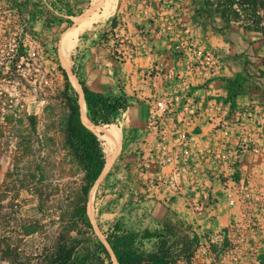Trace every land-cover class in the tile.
<instances>
[{
  "label": "rangeland",
  "instance_id": "374dc122",
  "mask_svg": "<svg viewBox=\"0 0 264 264\" xmlns=\"http://www.w3.org/2000/svg\"><path fill=\"white\" fill-rule=\"evenodd\" d=\"M201 2L14 0L12 3L0 0V197L2 205L8 207L0 212V228L15 229L21 219L40 218L47 224L45 234L22 239L19 246L20 252L25 254L22 264L29 262L26 256H41L53 244L56 225L48 222L56 216L49 218L38 214L36 200L29 192L6 191L1 184L5 172L17 165V172H11L13 181H28L33 176L53 185L77 188L82 184L83 170L66 144L68 110L64 77L58 69L62 67V41L59 43V40L63 33L62 38L70 29L76 30L77 20L82 27L77 31L69 54V69L62 68L79 95V101L82 93L73 84V80L79 83L72 67L89 87L126 101L125 108L110 124L112 126H99H110L103 131L109 132L115 149L109 169L104 167L89 192L86 207L92 223V240L106 245L105 237L117 222L126 230L159 231L160 223L169 216L183 223L191 239L193 233L197 235L194 251L175 260L174 264H264V125L262 137L253 135V128L264 123V83L257 79L251 66L261 67L264 40L259 34L245 31L241 23H232L225 29L218 14L210 20H198L194 11ZM261 12L264 17V0ZM163 22L171 31L166 35L167 39L172 38L170 47L180 42L181 33L184 34L180 27L184 25L199 52L211 56L210 64L219 63L220 66L224 63L228 68L238 69L227 73L228 81L238 79L235 89L238 95L235 98L226 95L228 106L222 105V112L238 114V122L245 121L252 139L258 142L257 154L251 149L240 151L235 165L228 156L226 166L218 171L215 180L211 178L202 183L205 188L201 189L215 200V204L202 213L189 206V203L204 201L201 189L191 193L190 184L182 182L184 192L188 191L191 198L187 201L172 197L173 185L166 183V187H157L154 179H150L156 171L149 169L144 176L138 158L142 154L149 157L155 145V134L138 93L142 80L139 70L143 69L140 67L146 70L151 59L145 50L138 54L137 49L145 43L144 39L148 43H158L160 38L162 41L163 33L154 39L149 35L162 31ZM232 36L236 38L234 42L230 39ZM233 46L237 48L235 51L231 50ZM252 81L259 89L251 84ZM226 86H229L227 82ZM243 112H251V119L242 116ZM29 116L35 118L34 128ZM102 133L97 135L104 153V147L112 145H104L105 141L100 138ZM240 136L248 139L242 131ZM238 142L246 144V141ZM19 148L24 150L20 157L15 156ZM169 170L170 166H162L161 174L167 177ZM57 197H60L58 191L52 190L51 200ZM230 200L232 204H228ZM172 202L176 205L170 207ZM52 210L50 213L54 214ZM155 244V240L145 241L143 249L151 251ZM179 248L175 246L176 250ZM0 261L15 264L7 259L0 258Z\"/></svg>",
  "mask_w": 264,
  "mask_h": 264
},
{
  "label": "trees",
  "instance_id": "16d2710c",
  "mask_svg": "<svg viewBox=\"0 0 264 264\" xmlns=\"http://www.w3.org/2000/svg\"><path fill=\"white\" fill-rule=\"evenodd\" d=\"M10 1L14 3V0ZM262 6L263 0H202L194 11V17L206 21L218 14L225 29H228L232 23H241L245 31L257 33L264 40ZM251 66L257 73V79L264 83V59L261 67L253 64ZM58 69L64 77V99L68 110L66 144L71 156L83 170L82 184L77 188L66 184L53 185L41 178L36 180L33 176L28 181H13L11 172H17L19 167L17 165H12L5 172L1 184L6 191L18 194L19 191L25 190L35 198V210L38 214L49 218L53 215L56 216L55 219H50L48 222L50 225H56L55 241L45 249L44 253H41V256L35 258H32V255L26 256V261L29 260V262L25 263L114 264L116 261L117 264H174L175 260L192 253L197 235L193 233L191 239L186 234L183 223L169 216L162 220L159 231L126 230L121 223L117 222L105 237L106 245L92 240V223L87 213V200L90 190L104 170L106 159L99 136L87 128L82 121L79 95L71 86L67 72L61 66ZM72 73L78 79V85H80L87 106V118L93 127L100 130L112 126L110 124L118 112L125 108L126 101L120 97L106 96L89 89L80 79L74 67H72ZM227 83L229 84L228 98H235L238 95L235 93L238 79L229 80ZM251 84L259 89L255 81H252ZM28 119L34 128V116H29ZM102 125L110 126L99 127ZM23 153L24 150L19 148L15 156L20 157ZM52 190L58 191L60 196L57 197L58 200L56 198L51 200ZM51 206L52 208H50ZM7 208L2 205L1 196L0 212ZM51 210L54 211V214L50 213ZM41 221L40 218L21 219V224L15 229L0 228V246H3V250H0V258L7 259L10 263L22 264L25 261L22 260L25 254L19 250L22 239L45 234L44 228L47 224H43ZM151 240L156 241L153 249L151 251L144 250L143 243ZM176 245L180 246L178 250L175 249Z\"/></svg>",
  "mask_w": 264,
  "mask_h": 264
},
{
  "label": "built area",
  "instance_id": "2783aa9c",
  "mask_svg": "<svg viewBox=\"0 0 264 264\" xmlns=\"http://www.w3.org/2000/svg\"><path fill=\"white\" fill-rule=\"evenodd\" d=\"M184 27V25L180 27L184 31V34L181 33L180 42L173 43L169 49L180 59L179 66L192 68L198 73H208L207 71L211 70L216 72L219 63L210 64L211 56L208 53L199 52L193 44V39L188 35L187 28ZM143 52L144 48L138 47L137 53ZM183 59L186 60L185 64ZM160 74L159 69L148 67L142 73L138 88L141 100L147 108L150 126L155 134V145L150 150L149 157L146 158L142 154L138 158L141 159L144 176L149 169L156 171L154 178L150 179H154L158 184L157 187H166V183H170L175 191L172 197L188 201L191 194H188V191L182 193L180 183L188 182L191 193L200 190L203 182L218 176V171L226 166L225 160L228 156L232 160L231 164L235 165L238 161V152L251 149L253 154H257L258 142L252 139L245 121L241 119L243 122H238V114L231 115L228 112L224 114L222 105H217L216 102L209 104L210 107H214L213 111H204L201 101L192 99L189 92L183 95L187 91L173 87L177 85L179 74H170L167 82L159 80ZM244 115L247 120L252 117L251 112L247 114L243 112L242 116ZM263 125V122L258 123L257 127L253 128L254 136L262 137ZM196 128H199L198 133ZM204 131H206L205 134ZM240 131L244 132L245 136L248 135L247 140L240 136ZM201 137H210L211 142L198 149L197 141ZM238 140H242L243 143L246 141V144H239ZM148 158L149 162L146 160ZM165 165L170 166L167 177L161 174V168ZM240 186L243 188L242 184ZM205 192L202 190L203 202H195L193 205L189 203L191 210L202 213L204 209L215 204L212 196ZM232 203V200L228 202V204Z\"/></svg>",
  "mask_w": 264,
  "mask_h": 264
},
{
  "label": "crops",
  "instance_id": "0c3cea01",
  "mask_svg": "<svg viewBox=\"0 0 264 264\" xmlns=\"http://www.w3.org/2000/svg\"><path fill=\"white\" fill-rule=\"evenodd\" d=\"M95 1L96 3L99 2V0H95ZM78 21L79 20L76 21V29H80L82 27V24H78L79 23ZM166 22L161 23V25H163L162 26L163 28H161L162 31L159 30L157 33H155L157 35H155L154 33L149 35V38L154 39V37H158L163 33L164 37H162V41L160 40L161 39L160 37L158 43H154V42L148 43L147 40L144 39L145 43H143L142 45L145 52L150 55V59H151V62L149 64L150 67H155L161 71V74L159 75V80L167 82L166 80L170 77V74L172 73H175L177 75L179 74L180 76L177 85L173 87H177L182 91H187L183 93V95L189 92L192 99H195L196 101H201L203 104L204 111H208V110L213 111L214 107H210L209 105L212 102H216L217 105L218 104L223 105L226 108V106H228V104L226 103L227 99L225 98L227 97L226 95L228 89L226 86V82L228 81L227 73L232 74L234 71H238V69L234 70L232 66L228 68V66H225L223 63L222 65L216 68V72L215 70L214 71L211 70V71H207L208 73H198L197 71H194L192 68L184 67L183 65L179 66L180 59L174 56L169 50L172 38H168V39L166 38V35L170 31V28L166 26ZM166 27L169 30H167ZM230 39L232 42H234L236 38L232 36ZM233 44H236V42ZM236 49L237 48L234 46L231 47L232 51H235ZM185 61L186 60L183 59L184 64ZM140 68L143 69L142 70H139V68L137 69L139 70V75L142 76V73L145 70L143 66H141ZM215 73L217 74L214 75ZM86 86L95 92L105 94L103 91H101L100 89L94 86L93 87H89L88 85ZM78 101H79V97H78ZM198 132H199V128H196V133ZM205 133L206 131H204V134ZM197 142H198L197 147L198 149H200L201 146L205 145L206 143L207 144L210 143L211 138L201 137L200 140H198ZM180 184L182 185V183ZM184 191H185L184 186L182 185L181 192L184 193ZM175 205L176 202L174 203L172 202L170 207L171 206L173 207ZM0 264H8V263H6L5 261H0Z\"/></svg>",
  "mask_w": 264,
  "mask_h": 264
},
{
  "label": "bare ground",
  "instance_id": "6f19581e",
  "mask_svg": "<svg viewBox=\"0 0 264 264\" xmlns=\"http://www.w3.org/2000/svg\"><path fill=\"white\" fill-rule=\"evenodd\" d=\"M77 31H78V29H76V30L75 29L74 30L70 29L65 34V36L62 38L63 40H61L62 42H61V46H60V59H61L62 67L64 69H66V70L69 69V64H68L69 54H70L71 49L73 48V46L75 44ZM73 84L81 92V89H80L79 85L76 83V81L73 80ZM79 104H80V107H81L82 121H83L84 125L87 128H89L90 130H93L96 135L99 134L102 131L103 133L100 134V138L105 141L106 144H104V145H107V144L112 145V143H111L112 142V137L109 138V132H107V131L104 132L103 129L96 130L93 127V125L90 123V121L88 120L86 105H85V102H84L82 94H81V99L79 101ZM114 149H115V147L113 145L111 146V148H109L108 145L104 147V153L106 154V166H105V169H109L108 166L110 165L109 164L110 161L113 159V150ZM114 264H117L116 261H114Z\"/></svg>",
  "mask_w": 264,
  "mask_h": 264
},
{
  "label": "water",
  "instance_id": "95a60500",
  "mask_svg": "<svg viewBox=\"0 0 264 264\" xmlns=\"http://www.w3.org/2000/svg\"><path fill=\"white\" fill-rule=\"evenodd\" d=\"M101 174H102V173H101ZM100 176H101V175H100ZM100 176H99V177H100ZM98 179H99V178H98ZM98 179H97V180H98Z\"/></svg>",
  "mask_w": 264,
  "mask_h": 264
}]
</instances>
